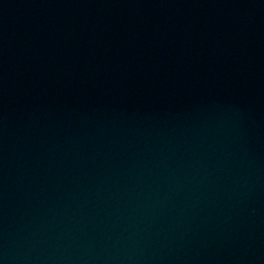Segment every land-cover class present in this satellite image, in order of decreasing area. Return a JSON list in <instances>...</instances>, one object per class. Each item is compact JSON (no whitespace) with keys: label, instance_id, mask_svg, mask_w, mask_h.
Returning <instances> with one entry per match:
<instances>
[{"label":"water","instance_id":"water-1","mask_svg":"<svg viewBox=\"0 0 264 264\" xmlns=\"http://www.w3.org/2000/svg\"><path fill=\"white\" fill-rule=\"evenodd\" d=\"M0 264H264V0H0Z\"/></svg>","mask_w":264,"mask_h":264}]
</instances>
